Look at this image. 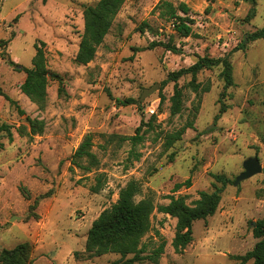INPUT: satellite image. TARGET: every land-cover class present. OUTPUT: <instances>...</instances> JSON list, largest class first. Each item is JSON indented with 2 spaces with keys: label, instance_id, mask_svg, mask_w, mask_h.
Instances as JSON below:
<instances>
[{
  "label": "rangeland",
  "instance_id": "374dc122",
  "mask_svg": "<svg viewBox=\"0 0 264 264\" xmlns=\"http://www.w3.org/2000/svg\"><path fill=\"white\" fill-rule=\"evenodd\" d=\"M98 1L0 0V127L11 126L14 136L9 142L0 132V253L29 242L33 264H117L120 254L86 252L88 232L118 201L120 191L137 181L141 192L136 201L149 198L155 205L150 231L142 239L144 255L164 244L158 264H239L236 257L258 242L253 222L264 218V172L234 185L247 159L258 157L264 167V40L236 49L264 27V0H170L187 3L194 13V35L175 37L180 54L162 47L143 50L153 40L175 35L171 23L154 12L162 0H127L94 60L80 65L76 58L85 30L84 10ZM253 6L255 16L249 18ZM143 22L158 34L140 33ZM39 42L46 44L49 70L60 77L51 79L43 109L22 93L26 74L11 64L32 67ZM230 53L235 84L222 102L220 66L197 75L198 91L190 74L164 85L169 73L190 67L198 57ZM156 83L159 88L141 99ZM176 84L183 106L172 115ZM129 98L139 103L116 102ZM16 105L46 123L42 135H19L25 117ZM141 126L140 144L124 140ZM180 131L181 139L170 145ZM89 134L99 161L90 172L72 161ZM80 163L89 165L86 158ZM215 175L230 181L219 208L214 216L194 223L193 242L177 253L173 241L178 221L157 208L169 204V196L185 197L193 205L201 192L222 186ZM99 177L104 185L95 193ZM189 178L190 188L173 192Z\"/></svg>",
  "mask_w": 264,
  "mask_h": 264
},
{
  "label": "trees",
  "instance_id": "16d2710c",
  "mask_svg": "<svg viewBox=\"0 0 264 264\" xmlns=\"http://www.w3.org/2000/svg\"><path fill=\"white\" fill-rule=\"evenodd\" d=\"M127 0H99L93 6H87L84 10L85 30L82 36L76 62L80 65H88L91 63L97 53V49L103 44L106 36L109 34L113 22ZM255 3V0H252ZM1 11V8H0ZM154 12H159L160 18L170 22L173 26L175 35H169L167 41L162 39L153 40L143 50H153L159 47L164 48L176 54L182 53V49L175 43V37L185 39L194 35L195 19L191 7L185 2L175 4L170 0H162L155 7ZM255 6L249 12V18L255 16ZM140 33L151 32L156 36V31L149 23L143 22L137 29ZM258 40H264V27L249 34L245 41L239 45L236 50L246 49L247 44ZM36 54L33 58V65L30 68L21 67L11 62L15 66H19L25 72L26 78L21 85L22 93L40 109H43L47 103L48 87L51 79L60 80L57 74L52 73L48 67L46 56V44L39 42L35 44ZM142 50V49H141ZM234 52V51H233ZM232 53L223 57H210L208 55L198 57V60L188 68H182L178 71L169 73L168 82H178L185 75H192V85L194 90L198 91V85L195 84L197 75L205 70L214 67H221V78L224 81V92L220 101L224 99L226 90L234 86V67L231 58ZM62 90V89H61ZM6 99L16 104L9 96ZM172 115L181 113L183 106V93L176 84L175 93L172 97ZM119 106L135 105L139 102L133 98L121 100L116 99ZM18 114L24 116L25 124L20 125L18 133L20 136L33 138L36 135H42L46 128L43 120L35 119L26 114V111L19 105H16ZM225 104H222L221 113L225 112ZM151 122V121H150ZM150 122L148 124H150ZM144 126V125H142ZM137 129L136 135L125 138L131 141L133 146L140 144L144 140L142 128ZM0 132H5L9 142L14 141L11 126L3 124ZM184 131H180L170 138L169 144L181 139ZM93 136L87 135L78 149L72 156L73 164L90 172L92 167H97L99 161L92 152ZM135 159L140 158L134 149L132 151ZM86 158L89 165H82L80 161ZM264 172V171H263ZM214 178L222 183L221 187H217L212 193L201 192L200 198L189 205L185 197L169 196L171 200L167 205H160L157 210L160 213L170 215L177 219V233L173 241V246L177 253H182L188 245L193 242V225L196 221L206 220L216 214L222 201V194L229 184V179L225 175H215ZM104 185L102 177L98 178L97 185L93 187V191L98 193ZM192 179L189 178L183 183L175 185L174 193L183 187L190 188ZM140 185L137 181H131L120 191L118 201L110 208L100 214L93 222L88 232L86 242V252L90 256H102L108 253H116L121 255V259L117 264H136L149 260L154 264H158L159 258L164 253L165 245H160L153 251L151 255H144L146 252L145 245H142L143 237L150 231L151 215L155 211V205L152 199L145 198L136 201V197L140 194ZM253 235L258 239L254 248L244 256H237L239 264H247L253 261L254 264H264V218L256 221L253 226ZM33 246L29 242L21 243L13 249H3L0 253V264H33ZM133 255L132 258H128Z\"/></svg>",
  "mask_w": 264,
  "mask_h": 264
},
{
  "label": "water",
  "instance_id": "95a60500",
  "mask_svg": "<svg viewBox=\"0 0 264 264\" xmlns=\"http://www.w3.org/2000/svg\"><path fill=\"white\" fill-rule=\"evenodd\" d=\"M160 84L156 83L149 89H145L144 93L141 97V99H144L148 95L154 93L158 88ZM264 171V167L260 162V159L258 157H251L247 159L244 162V171L243 173L236 179L235 181V186L240 185L243 181L248 180L256 175L262 174ZM253 226H256V222H253Z\"/></svg>",
  "mask_w": 264,
  "mask_h": 264
}]
</instances>
